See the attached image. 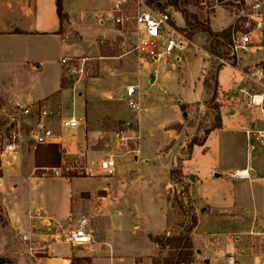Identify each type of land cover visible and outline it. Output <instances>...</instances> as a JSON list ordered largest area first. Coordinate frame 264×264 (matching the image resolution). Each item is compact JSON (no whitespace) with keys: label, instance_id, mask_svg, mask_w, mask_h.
Wrapping results in <instances>:
<instances>
[{"label":"rangeland","instance_id":"obj_1","mask_svg":"<svg viewBox=\"0 0 264 264\" xmlns=\"http://www.w3.org/2000/svg\"><path fill=\"white\" fill-rule=\"evenodd\" d=\"M156 1L162 3L164 7L174 13L178 25L182 29L185 28L184 31L188 36L191 35L190 38L193 43L182 53V60L177 64L173 58L169 61L164 59L160 62H151V60L149 62V59L143 58V66L140 67V70H136L129 82L138 85L142 95L140 126L144 139L141 147L144 152L147 150L156 151L158 154L156 155L155 161L170 166L175 162L173 154L171 152L167 153L170 148L168 147L162 152L159 151L165 147L168 141L166 127L170 123L184 118L181 107L183 110L192 114V117L185 124L190 128L191 135L194 134L196 141L199 142L200 138H203L206 128L217 125L218 120L215 118L217 113L220 114L222 106L231 110L236 106L243 112L261 114L258 108L250 106L248 103L249 93L258 92L261 87L260 85H251V80L228 66L221 71L220 81L223 86L228 82L234 83V89L230 91H219L216 100L207 103L205 100L208 96L201 82L203 73L210 64L203 48L208 51L212 67L206 78L219 65L221 67L223 66L220 60L216 59L211 53L218 49H221L219 54L217 53L218 55H225L228 52V47L218 45L216 39H214L215 37L203 31V28L208 26L214 32H222L223 30L229 29L228 36L224 39L226 42H230L229 34L243 25L239 19H236V13L239 8L238 3L241 6L244 1L217 3L215 0H179L177 6L168 3L169 0H153V4ZM261 2L264 6V0H261ZM70 4L76 8L89 7V50H92V42L96 36L108 34L109 38L95 40L100 46V52L98 54L82 55L89 56L93 59L89 63L86 74L80 81L81 85H79V90L83 94L81 93L82 96H79V93H77L76 105H73V94L65 89L61 94L58 104L54 107V112L58 111L59 107L62 106L64 117H70L75 114L81 119L82 126L79 129L81 131L87 124L86 118L89 121V114H86L87 108L85 107V103L89 99L95 107L98 106L99 108L101 105H107L118 109L129 118L131 117L129 119L130 123L134 124L133 126L138 129L137 121L134 119L133 113L128 109L126 100L118 99L120 94L117 89L121 86V78L118 80L115 75H111L107 71V65L105 67V60L108 57H119L123 53L118 46L114 29L113 32L111 31L112 21L107 18V11L112 8L113 3H111V0H75L70 2L68 6ZM66 6L64 3V7ZM102 18L109 20L105 26H100L99 24ZM68 19H64L63 21L65 23V31L72 32V35L76 34L77 37L81 36V32L75 26L67 24ZM41 43L45 44L46 49L43 57H40L44 62L41 71L33 78L35 89L40 92L46 91L47 86L54 80V75L60 69V59L63 55H79L80 52L86 51L85 45L82 47L72 45L70 48L61 39L52 37H43ZM262 45L263 48L256 49L253 53L242 56L238 64L234 60V64L239 69L243 68L247 71L249 66L252 67L262 62L264 57V41ZM132 58L133 55L127 57L128 60ZM155 75L157 76V80L152 85V76ZM25 81L26 79H24ZM238 82L241 83L238 84ZM70 86L68 82L65 83V88ZM88 86H90L89 91ZM243 86L248 87L247 93L242 92L241 89ZM79 90L78 92H80ZM105 91L109 93H104ZM109 96L117 98L113 100L109 99ZM199 101L204 102L193 104V106H180V102L194 103ZM42 103L47 106L46 102ZM47 108L50 110L48 106ZM109 120V118L104 120V133L102 137H99L97 146L89 147V141L87 144L85 137L78 144V146L82 144L84 148L81 150L78 149L81 154L76 155L75 152L77 150L72 149L70 143L65 144L64 147L59 145L61 152L60 165L57 167H42L40 170L36 168L35 177L31 180L28 178L22 180L18 191H21V196L25 202L33 201L35 209L44 210L43 214L46 213L53 217H59L64 211L70 214L68 219L64 218L65 216L61 219L67 225L74 223L83 214L88 215L90 220L92 219L90 225L94 232L95 245L70 248L79 251L80 257H91L94 261L93 264H135L137 258H139L137 259V264H145L143 256L146 255H149L146 258L147 260L149 258L148 262L150 264H153V258H156L159 264H164V259L173 253L174 250L170 247L167 237L175 236L186 231L193 221V216L195 215L197 217V213L195 212L196 207L193 204L192 198L183 193L184 189L181 184L176 185L179 182L177 180L178 176L171 173L172 170L177 169L174 166L173 169H170V173L167 176L162 173L161 179L166 182V188L162 196L164 200L163 202L160 201L161 204L163 203V208L166 207L167 202L172 205L174 208V218L169 211H165V208L161 210V205L159 207L156 205L158 203L156 201L158 186L150 185L147 183L149 178H146L155 169L152 171L149 169L150 166L144 163V157H142L140 163L143 167L138 169L139 165L131 162L135 159L130 154L126 155L120 151L114 141V132L126 127V124H128L127 120L112 122ZM86 128L85 130L88 131V126ZM199 128L200 133L197 132ZM193 130L199 135L197 136ZM64 137L65 141H70V133L68 131H64ZM218 139L213 137L211 141L212 146L217 145ZM25 149L26 146L23 144L19 156ZM90 149L104 151L101 154L89 157L87 152ZM242 150H240L241 155L242 152L245 153L247 150L245 143L243 144ZM235 153L237 152L234 149L224 150L221 165L229 166L232 164V167L240 166L243 159L235 158ZM108 154L115 155L118 162L115 176H107L102 172H95L94 175L84 173L81 167L85 165L87 160H100ZM19 161L21 162V160ZM153 162L151 161L150 163ZM16 164L17 162H13L14 166ZM28 164L29 162L26 161L25 171L28 170ZM53 168H59L61 170L60 177L54 175ZM140 176L144 178L143 181L137 180ZM74 177L77 178L72 181ZM222 178L225 185L238 182L239 180L228 177L226 173L222 175ZM133 180H137V182L135 184H129ZM97 185L102 186L103 189H99ZM68 201L71 204V209L69 207L67 211ZM96 205L101 206L99 211L96 210ZM225 220H230V218L225 217ZM8 224L9 222L0 205V229L2 228L0 230V240H3L11 246L13 245L14 255H21L23 249L17 241L11 240L12 232L8 228ZM220 225L222 226L212 228L208 224L204 225L202 223L200 225L198 220L197 226L195 227V243L197 245H194V264H221V261L227 256L225 254L222 256L223 259H221L220 256L218 258H211V256L207 258L201 255L199 249L206 245V241L211 246H214L220 240L223 244H227L228 242H230L229 244H236L240 249V254L236 255L239 264H254L256 255H258V258L264 259V227L260 233H256V238L253 237L254 235L248 226L234 224L232 222L220 223ZM237 234L244 235V240L240 239L236 241L235 235ZM156 238H159L158 240L160 242L155 241ZM162 243L165 245H162ZM62 248L69 249V246L62 245ZM242 249L245 250L242 252ZM114 250L115 254H113ZM253 250L254 253L251 252ZM11 256L4 258L8 262H12L11 264H14ZM206 258L211 259L210 262H207ZM84 264H86V261Z\"/></svg>","mask_w":264,"mask_h":264},{"label":"crops","instance_id":"obj_2","mask_svg":"<svg viewBox=\"0 0 264 264\" xmlns=\"http://www.w3.org/2000/svg\"><path fill=\"white\" fill-rule=\"evenodd\" d=\"M56 1L57 0H0V106L17 102L22 104H27L32 101L46 102L51 112L54 113V117L49 119V124L54 131L61 136V145L64 147L65 144L70 143L72 149L77 150L75 154L80 155V150L84 147L82 144L80 146H78V144L81 143L82 139L84 140L85 137L87 144L89 141V147L92 148L97 146L99 137H102L104 133V120H107L108 118L111 122L127 120L129 124V119L131 117L129 118L118 109L107 105H101L99 108L98 106L95 107L93 102L89 101L87 98L88 101H86L85 107L87 108L86 114H89V121L86 118V126L79 131L82 126L81 122V126L74 132L64 130L61 127V121L62 119L69 117L63 116L62 106H60L59 110L56 112H54V107L58 104L61 94L65 89L73 94L74 106L76 105L78 97L77 93H73L69 87H62L64 77L61 62L58 73L54 75L55 78L51 81L49 86H47L46 91H36L35 85L33 84V78L41 71L44 62L40 58L43 57L46 50L45 44L41 43L43 37L61 39V41L67 43V47L70 48L72 45L77 47L85 45L86 51L84 50V52H80L79 55L71 56L67 54L63 55V57L98 54L100 52V46L95 40L109 38L108 34H100L99 36H96L92 42L93 45L91 48L93 51L89 50V7L76 8L71 4L68 6L70 2L75 0L64 1L65 5H67L64 8L69 15L67 24L75 26V28L81 32V36L77 37L76 34L72 35V32L65 31V23L61 21L57 13ZM114 1L115 0H111V3L114 4ZM111 9L112 8L107 11V18L110 19V21H112L110 18ZM108 19L105 20L102 18L99 21L100 26H105L109 21ZM111 31L113 32L112 25ZM203 50L206 52L210 61L209 67L203 73V79L201 80L208 96L206 100H208L210 94L206 88L205 78L208 76L212 67L208 51L205 48H203ZM130 55H133V58L128 60L127 57ZM142 60L143 59H139L134 54H127L119 57L112 56L105 60L107 71L110 72L111 75H115L118 80L120 78L122 80L120 81L121 86L117 89L120 94L118 99H123L127 85L134 84L129 81L135 74L136 70H140V67L143 66ZM181 60L182 55L179 62H174L177 64L180 63ZM148 61L150 62V60ZM171 63L174 65L173 62ZM225 67L226 66H222L217 75L219 91H230L234 89V83L232 84L231 82H228L223 86L220 81V73ZM24 79H26L25 82ZM156 80L157 76H152L151 84L154 85ZM240 83L241 82H238V84ZM79 85H81L80 82L77 84L78 90ZM89 87L90 86H88V91ZM242 89L247 92L248 87L243 86ZM78 93L79 96H82L83 94L81 91ZM104 93L108 94L109 92L105 91ZM115 98L109 96V99L114 100ZM202 102H180V106H193V104ZM181 111L184 113V118L172 122L166 127V130L168 131V141L165 147L163 146L164 148L159 151L162 152L169 147L170 150L167 153L171 152L173 154L175 162L170 166H166L155 161L156 155L158 154L156 151L147 150L144 152L143 149L141 157L138 160L131 161L135 165H139L138 169H141L143 166H141L140 163L142 157H144V163L147 166H150L149 169H151V171L155 169V171L146 178H149L147 183L158 186L156 191V201H158V203L156 205L158 207L161 205V210L165 208V211H169L174 218V208L172 205L167 202L166 207L163 208V203H160V201L163 202L164 200L162 196L164 195V189L166 188V182L161 179V176L162 173L167 176L170 173V169L179 165L182 173L180 181L177 182L176 185L178 186L181 184L184 189L183 193L188 194L192 198L200 225L204 223V225L208 224L212 228H218V226H222L220 223L232 222L234 224L250 227V230L254 235L253 237L257 238L256 233H260L264 227V143H261L251 135H248L246 131L256 128L257 126L262 127L263 115L259 113L255 114L253 112H243L236 106L232 108V110L222 106L217 125L210 128V133L203 142L195 141L188 151V144L195 139L196 136H194V134L191 135L190 128L185 124L186 121L192 117V114L183 110L182 107ZM74 115L75 114L71 116ZM87 126L88 131L85 130ZM64 131H68L70 137L72 134H75L77 138L76 141H72L71 138L70 141H65ZM194 131L195 130H193V132ZM197 132L200 133V128ZM198 133L195 134L198 136ZM213 137L217 139L219 137L216 146H212L211 144ZM143 139L142 135V141ZM142 141L141 144L143 143ZM244 143L247 150L245 153L242 152L241 155L240 150L243 151ZM228 149L236 150L237 153L234 154V157L243 159L240 166L232 167V164L229 166L221 165L224 150ZM103 151L104 150L94 151L90 149L87 154L90 157L101 154ZM19 160H21V162ZM26 161L29 162L27 171H25ZM151 161H154L155 164L154 162L150 163ZM14 162H17L16 166L13 165V161L9 154L0 151V176H2L0 205L2 206L7 221L9 222L8 228L11 230L13 236L15 230L26 231L32 227H36L40 232V235L43 236L46 233L48 222L51 219L64 223L61 219L64 216V218L68 219L70 214L67 212L65 213L64 211L59 217H53L48 214L46 217H40L38 212L42 209H35L33 201L25 202L21 196V191H18L22 180H26V178L31 180L35 177L36 166L34 152L29 150L26 146V149L21 152L20 156L18 155V160ZM241 169H248L251 173V178L239 179L238 182H233L232 184H224L222 178L224 173L228 174L229 172ZM76 178L74 177L72 181ZM137 180L143 181L144 178L140 176ZM137 180H133V182L129 184H135ZM168 180H170V178H168ZM97 187L103 189L102 186L97 185ZM69 207L71 209V204L68 201L67 211ZM100 207L101 206L96 205V210L99 211ZM94 215H96V213ZM225 217L230 218V220H225ZM194 229L192 239L196 246V228ZM243 237L244 235L241 236L237 234L235 235V240H244ZM95 243L90 246H94ZM229 243L230 242L223 244L220 240L214 246H211L210 243L206 241V245L200 248L199 251L201 255L206 256L207 258L210 256L211 258H218V256H220L221 259H223L222 256L225 254H240L239 247L236 244L233 245ZM62 245L66 244H55L52 246L50 254L30 256L22 252L21 255H14L13 253L15 251L14 247H12L13 245L11 246L3 240H0V257L4 258L12 255L11 257L14 264H73V259L75 257H80L79 251H75L70 245H68L69 249L62 248ZM243 250L245 249H242L241 251L243 252ZM251 252L254 253V250ZM113 254H115V250ZM147 256L149 255L143 256V261L145 264H150V262H148L149 258L148 260L146 258ZM145 258L146 260H144ZM137 259L135 264H137ZM261 259L263 258H258V255H256L254 264H257ZM210 260L211 259H207V262H210Z\"/></svg>","mask_w":264,"mask_h":264},{"label":"built area","instance_id":"obj_3","mask_svg":"<svg viewBox=\"0 0 264 264\" xmlns=\"http://www.w3.org/2000/svg\"><path fill=\"white\" fill-rule=\"evenodd\" d=\"M238 4L236 19H239L243 25L230 33V42L226 45L228 52L225 55L213 54V56L219 59L223 66L232 67L251 80L252 84L260 85V91L249 93L248 103L258 108L263 115V126H257L246 132L264 143V67L259 62L252 67L249 66L245 71L234 64V60L238 64L242 56L263 48L264 6L261 0H244L241 6L240 3ZM110 18L118 46L123 51L120 56L134 54L139 59L146 58L153 62H160L164 59L169 61L171 58L179 62L182 53L193 43L178 25L174 13L162 3L150 4L148 0H115ZM92 59L89 56L61 58L64 80L71 85L69 88L73 93H78L77 84L83 79ZM241 90L246 92L244 89ZM123 99L126 100L128 109L133 113L138 129L133 126L134 124H126V127L114 132V141L120 151L138 160L142 154L141 92L138 85H127ZM52 117L54 113L42 102L32 101L27 104L17 102L0 106L2 153L9 154L14 162L18 160L23 144L33 152L41 145H61V136L49 124V119ZM80 126L81 121L75 115L61 121V127L71 132L76 131ZM70 138L72 141L77 139L75 134H72ZM117 166L116 156L108 154L100 160H87L81 168L89 175L102 172L107 176H115ZM52 170L55 176H61L59 168ZM227 176L232 179H250L251 173L248 169H241L229 172ZM1 180L2 176H0V187ZM43 213L44 210L38 212L40 217H46L47 214ZM90 224L91 220L85 214L68 225L51 219L43 236L36 227H32L26 231L15 230L12 239L17 241L22 251L30 256L45 255L50 254L55 244H66L72 247L92 245L95 239ZM221 264H239V261L235 254H229ZM257 264H264V259L259 260Z\"/></svg>","mask_w":264,"mask_h":264},{"label":"trees","instance_id":"obj_4","mask_svg":"<svg viewBox=\"0 0 264 264\" xmlns=\"http://www.w3.org/2000/svg\"><path fill=\"white\" fill-rule=\"evenodd\" d=\"M217 3H223V2H231L234 3V1H244V0H215ZM150 4H153V0H148ZM179 0H169L168 3L173 4V5H178ZM64 0H57V13L61 21L63 22L64 19H68V13L66 12L64 8ZM156 4L160 3L159 1L155 2ZM239 5V4H238ZM164 6V5H163ZM185 30V28L183 29ZM203 31L208 32L211 34V36L215 37L216 42L218 45H221L223 47H226L228 42H226L227 38V33L230 31L228 30H223L222 32H214L210 29V27H205L203 28ZM230 36V34H229ZM191 37V35L189 36ZM225 38V39H224ZM221 49H218L215 52H212L211 54H219V51ZM261 65L264 67V57L262 59ZM221 69V66L219 65L216 70L208 77L205 79V84L207 91L210 94V97L207 101V103H211L216 100L218 97V92H219V84L217 80V75L219 70ZM65 83L66 81L63 80L62 82V87L65 88ZM219 113L216 115V120L219 122ZM215 120V121H216ZM210 133V128H206L204 132L203 138H200L199 142H203L204 139L208 136ZM196 139L192 140L188 144V151L192 147L193 143H195ZM61 162V152L59 150V145L58 144H50V145H41L38 146L37 150L35 151V166L37 170H40L42 167H57L60 165ZM172 174L178 176L177 180L180 181L181 173L182 170L180 169V166L177 165V169L172 170ZM186 193H187V188H186ZM188 195V194H187ZM198 223V218L194 215L193 216V221L191 225L186 229L185 232L179 233L175 236H170L167 237L169 239V245L172 247L173 253H171L166 259H164V264H193V256H194V243L192 239V232L193 229L197 226ZM159 238H156L155 241L160 242L158 240ZM162 245H165L162 243ZM86 261V264H92V258L87 256V257H75L73 259V264H84ZM12 262H8L3 257H0V264H11ZM153 264H159L158 260L156 258H153Z\"/></svg>","mask_w":264,"mask_h":264},{"label":"water","instance_id":"obj_5","mask_svg":"<svg viewBox=\"0 0 264 264\" xmlns=\"http://www.w3.org/2000/svg\"><path fill=\"white\" fill-rule=\"evenodd\" d=\"M160 5V4H159Z\"/></svg>","mask_w":264,"mask_h":264}]
</instances>
